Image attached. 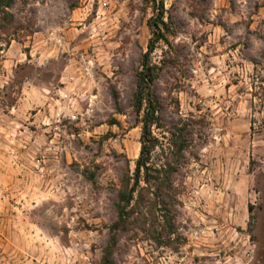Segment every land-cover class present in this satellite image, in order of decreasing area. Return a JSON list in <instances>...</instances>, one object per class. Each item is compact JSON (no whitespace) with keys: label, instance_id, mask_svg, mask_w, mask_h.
<instances>
[{"label":"rangeland","instance_id":"1","mask_svg":"<svg viewBox=\"0 0 264 264\" xmlns=\"http://www.w3.org/2000/svg\"><path fill=\"white\" fill-rule=\"evenodd\" d=\"M161 2L149 165L173 169L174 188L157 196L142 177L105 262L141 151L138 72ZM8 10L0 264H264V0H15Z\"/></svg>","mask_w":264,"mask_h":264},{"label":"trees","instance_id":"2","mask_svg":"<svg viewBox=\"0 0 264 264\" xmlns=\"http://www.w3.org/2000/svg\"><path fill=\"white\" fill-rule=\"evenodd\" d=\"M15 0H0V12H5L10 16H13L8 9H10ZM161 9L156 17L149 20V25L154 29L153 37L150 40L148 51L144 54L142 60V69L138 72L139 84L138 90L135 97V109L138 113L143 111L142 122V134H141V151L139 158L136 161V171L134 175V183L131 185V176L127 175L123 179L122 189L119 195V201L116 203V210L118 213V219L112 225V236L110 244L107 246V253L104 256V261H110L111 244H114L117 240V233L120 230H125L129 219L130 211L128 207L131 205L135 198V192L140 186L142 177L147 184L152 182L157 183V196L162 195L164 190L169 189L171 191L167 196H172L173 182L172 175L173 172L170 167L154 169L150 166L151 153L156 147L155 138L153 137L152 127L154 124L158 123V101L152 95V83L155 79V72L153 66L150 64V55L156 49L157 42L165 38L164 32L159 28V24L167 25L164 20V2H161ZM158 173V174H157ZM171 211L166 209L165 216L167 220L171 216ZM172 218V217H171Z\"/></svg>","mask_w":264,"mask_h":264},{"label":"crops","instance_id":"3","mask_svg":"<svg viewBox=\"0 0 264 264\" xmlns=\"http://www.w3.org/2000/svg\"><path fill=\"white\" fill-rule=\"evenodd\" d=\"M22 105H23V104H22ZM22 105H21V106H22ZM0 129H2V130H3V129L6 130V129L3 127V125H0Z\"/></svg>","mask_w":264,"mask_h":264}]
</instances>
